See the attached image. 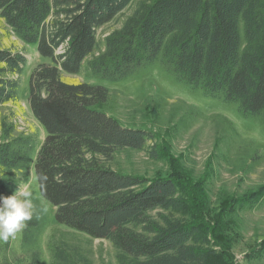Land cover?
Here are the masks:
<instances>
[{"label": "trees", "instance_id": "obj_1", "mask_svg": "<svg viewBox=\"0 0 264 264\" xmlns=\"http://www.w3.org/2000/svg\"><path fill=\"white\" fill-rule=\"evenodd\" d=\"M134 2L100 39L99 30ZM0 17L47 60L28 79L45 137L7 131L0 142V195L27 185L31 165L39 189L18 246L1 244L0 264H41L40 239L52 218L109 240L112 264H208L214 244L185 222L176 180L113 166L119 150L155 146V133L111 114L107 86L64 74L118 82L158 62L178 82L236 102L264 130V0H0ZM27 64L24 54L0 48V105L19 98ZM47 248L50 264H92L54 236Z\"/></svg>", "mask_w": 264, "mask_h": 264}, {"label": "rangeland", "instance_id": "obj_2", "mask_svg": "<svg viewBox=\"0 0 264 264\" xmlns=\"http://www.w3.org/2000/svg\"><path fill=\"white\" fill-rule=\"evenodd\" d=\"M134 6L135 2L100 29L99 38L120 27ZM0 48L20 52L28 60L19 98L0 105V142L7 131L14 137L36 133L42 141L46 131L30 108L28 79L47 60L1 17ZM64 78L107 86L111 114L124 124L155 133V146L151 142L146 149L119 150L113 166L149 179L176 180L184 198L185 222L198 224L214 244L216 254L208 264H264V130L257 117L244 116L236 102L178 82L158 62L118 82L66 73ZM24 187L39 195L33 165ZM51 236L77 247L92 264L114 263L117 251L109 240L71 231L52 218L40 239L41 264H50ZM20 237L21 231L10 238L15 248Z\"/></svg>", "mask_w": 264, "mask_h": 264}, {"label": "clouds", "instance_id": "obj_3", "mask_svg": "<svg viewBox=\"0 0 264 264\" xmlns=\"http://www.w3.org/2000/svg\"><path fill=\"white\" fill-rule=\"evenodd\" d=\"M34 211L33 194L21 185L13 195L0 197V241L14 238L33 218Z\"/></svg>", "mask_w": 264, "mask_h": 264}]
</instances>
